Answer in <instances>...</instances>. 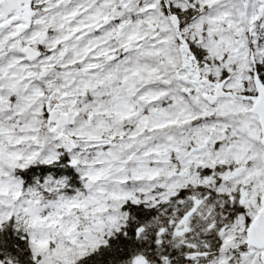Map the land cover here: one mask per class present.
<instances>
[{
	"label": "snow or ice",
	"instance_id": "1",
	"mask_svg": "<svg viewBox=\"0 0 264 264\" xmlns=\"http://www.w3.org/2000/svg\"><path fill=\"white\" fill-rule=\"evenodd\" d=\"M0 264H264V0H0Z\"/></svg>",
	"mask_w": 264,
	"mask_h": 264
}]
</instances>
